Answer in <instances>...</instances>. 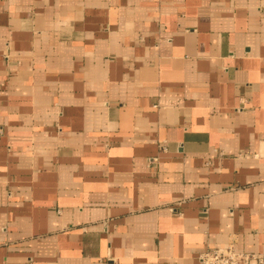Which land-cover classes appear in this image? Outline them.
<instances>
[{
    "label": "crops",
    "instance_id": "crops-1",
    "mask_svg": "<svg viewBox=\"0 0 264 264\" xmlns=\"http://www.w3.org/2000/svg\"><path fill=\"white\" fill-rule=\"evenodd\" d=\"M264 258V0H0V264Z\"/></svg>",
    "mask_w": 264,
    "mask_h": 264
},
{
    "label": "built area",
    "instance_id": "built-area-1",
    "mask_svg": "<svg viewBox=\"0 0 264 264\" xmlns=\"http://www.w3.org/2000/svg\"><path fill=\"white\" fill-rule=\"evenodd\" d=\"M200 264H264L257 253H243L235 248V242L209 249L199 256Z\"/></svg>",
    "mask_w": 264,
    "mask_h": 264
}]
</instances>
